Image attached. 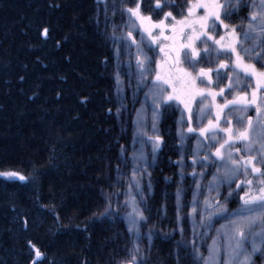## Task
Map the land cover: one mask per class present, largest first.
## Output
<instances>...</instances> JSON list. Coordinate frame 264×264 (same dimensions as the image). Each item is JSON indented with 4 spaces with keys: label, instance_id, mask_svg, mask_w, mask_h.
Masks as SVG:
<instances>
[{
    "label": "trees",
    "instance_id": "16d2710c",
    "mask_svg": "<svg viewBox=\"0 0 264 264\" xmlns=\"http://www.w3.org/2000/svg\"><path fill=\"white\" fill-rule=\"evenodd\" d=\"M96 11L97 0H0V172L27 178L0 177V264H113L116 230L94 215L117 160ZM173 167L155 171L158 192ZM170 248L155 240L151 256L172 264Z\"/></svg>",
    "mask_w": 264,
    "mask_h": 264
},
{
    "label": "snow or ice",
    "instance_id": "6c2138e0",
    "mask_svg": "<svg viewBox=\"0 0 264 264\" xmlns=\"http://www.w3.org/2000/svg\"><path fill=\"white\" fill-rule=\"evenodd\" d=\"M120 4L119 11L128 14L121 30L123 32L126 28L127 31L117 35L113 26L109 37L118 45L116 48L118 63L115 71L117 96L120 97L123 92L121 67L125 66L128 68L127 86L132 89L133 104L138 102V94L143 91L144 102L151 100L153 121L161 108L166 110L173 103L177 107H183L181 119L184 113L188 116L186 131L198 132L199 137L204 138V141H198L194 149V156L197 158L192 161L193 165H201V172L197 174L193 169L189 173L196 187L193 190L192 207L188 216L198 214L201 225L205 227H210L213 216H222L229 220L230 231L223 233L219 241L215 236L212 237L207 256L200 255L195 240L191 241L193 253L202 259L204 264H254L253 257L264 253V0H258V3L257 0H252L250 5H245L248 8L246 25L225 22L238 12L242 0H185L179 12V19L172 11L164 10L167 7H176L174 3L170 4L168 0H163V3L162 0H155V10H158V19L155 21L151 15L142 13L140 0H136L135 7H127L123 0H120ZM117 10L116 0H113V14ZM107 11L108 5L105 3L106 14ZM159 13L163 15L159 16ZM220 29H223V34ZM134 32L139 35V42L133 38ZM48 34L49 29L44 27L41 35L47 37ZM153 46L159 48V59L155 55H149L155 53ZM132 47L136 48L135 71L132 63L133 54L130 51ZM122 51L129 57L126 63L120 60ZM202 62L209 65L215 63V67H197ZM213 73L218 90L212 87ZM225 77L228 83L224 87H219ZM20 79L23 80V77ZM225 88L232 96L231 99L225 97ZM218 96L224 97L223 103L217 102ZM80 102L85 103L86 99ZM194 102L198 105L195 112ZM250 108L254 109L255 117L248 115L245 120L244 116ZM225 109H228L229 113L234 111L240 113L236 118L235 127ZM143 112V108L136 109L137 120L134 121L141 137L146 135L142 127ZM119 113L118 108L117 114ZM222 117L226 126H221ZM193 118L198 124H202L207 118V123L194 128ZM221 133L223 136L219 135ZM148 139L152 142L155 159L161 138L151 136ZM183 140L184 137L181 136V141ZM205 149L203 157H199L200 151ZM52 152H55L54 147ZM213 157L215 159H212ZM131 159L134 162L132 179L129 182V190L124 193L127 199L123 203L125 207L131 208L126 217L128 232L134 235L136 240L129 251V258L120 264H141L138 258L140 254L138 240L140 229L146 223L136 196L132 194L134 189L143 199L140 183L136 180L137 170H145L140 168V164H147L143 142ZM208 164L217 165L216 171L206 185L208 192L216 191L217 187L224 184L228 185L223 203L219 192L214 197L205 196L202 202L197 199L199 195H203L201 180L207 176L205 167ZM183 167L181 163V180L184 178ZM117 171L119 172V169ZM239 176L243 179H237ZM249 176L252 178L249 179ZM0 177L20 181L27 179L16 171L0 172ZM232 184H235L236 189L241 190L243 194L239 195L241 206L229 212L226 204L233 196ZM113 187L118 189L119 185ZM148 187L150 190L151 185ZM183 191L181 187H177V220L180 219ZM120 194L117 190L104 197L105 206L98 214L100 217L115 215L112 211V197L118 198ZM24 227H27V221L24 222ZM217 231L219 233V230ZM35 255L39 258L41 253L36 250Z\"/></svg>",
    "mask_w": 264,
    "mask_h": 264
},
{
    "label": "rangeland",
    "instance_id": "374dc122",
    "mask_svg": "<svg viewBox=\"0 0 264 264\" xmlns=\"http://www.w3.org/2000/svg\"><path fill=\"white\" fill-rule=\"evenodd\" d=\"M141 1V0H140ZM145 5L141 3V11L144 15H151L153 20L158 19L157 12L155 10V0H144ZM136 0H123V3L127 7H135ZM170 4L174 3L176 7H167L165 11H172L173 15L179 19V12L185 4V0H168ZM105 3L108 5L107 14L105 13ZM163 3V0H162ZM252 0H242V4L236 14L230 17L229 21L226 23H231L235 25H246L248 16V8L245 5H250ZM258 3V0H257ZM113 0H100L98 3L97 0V11L95 15V26L97 31L102 38V41L105 45L106 51L108 53V62H105V66L108 68L109 76L112 80L113 90H112V116L115 121V135L117 137V160L116 165L112 168L111 172L107 171L104 174V183L99 187L98 192L101 198L99 207L97 208L95 217L101 221L106 222L115 228V245L116 250L113 252L112 262L113 264H120L121 261L127 260L129 258V251L133 247V241L136 240V237L128 232V221L126 219L131 208L124 206L125 198L124 193L129 190V182L132 179V166L134 162L131 157L137 149L141 148L143 142V150L145 156L147 157V164H140V168L145 169L144 171L137 170L136 180L140 183L142 189V196L132 190V194L136 196L137 202L141 207L143 214L146 218V223L140 229V238L138 240V245L140 248L139 260L141 264H160L151 256V247L155 240H160L162 242H168L171 244L170 254L172 256V264H204L202 259H199L196 254L193 253V247L191 241L195 240L196 246L199 249L200 255L207 256L208 246L212 243V237H216L219 241L220 236L224 232H229V220L222 216H213L210 222V227H205L200 223V217L198 214L193 213L192 216H188L192 204V195L193 190L196 187L193 177L189 175L195 169L196 173L201 172V165H193L192 161L194 158V149L197 147L198 141H204L203 137H199L197 133H188L186 131L188 126V116L187 113L183 114V119H181V113L183 107H177L175 103L172 104L170 108L166 110L161 108L158 110V115L153 121L152 115V103L151 100L144 102V92L141 91L138 94V102L134 105L132 101V89L128 88V79L126 73L128 68L125 66L121 67V80L123 81L122 88L123 92L121 96H117L116 92V81H115V71L116 65L118 63L116 59V48L118 45L114 44L109 38L113 26L116 28V34L122 35L123 32H126L127 29L121 30V26L127 20L128 14L121 13L119 11L121 4L120 0H116L117 11L113 14L112 11ZM202 11V10H200ZM163 13H159V16H162ZM240 29L238 28V31ZM221 34H223V29H220ZM168 33L166 32V35ZM133 38L139 42V35L134 32ZM146 39V37H145ZM211 43V42H209ZM155 48V53H149V55H155L157 59L160 58L159 48ZM203 47V45H201ZM133 54V71H135V60L134 56L136 53V48L132 47L130 49ZM129 59L128 55L122 51L120 60L127 62ZM215 67V63L209 65L207 63H200L197 67ZM259 66V65H257ZM155 65L153 64V68ZM187 67V65H185ZM214 84L212 87L218 90V86L215 83V74L213 73ZM228 83L227 78L225 77L219 84V87H224ZM133 89L135 86V79L132 80ZM146 91V90H145ZM225 97L231 99L232 96L229 94L228 89L225 88ZM126 97V98H125ZM224 97H217L218 103H223ZM145 109L146 125L143 127V130L146 132V135L141 137L138 135L137 125L134 124V121L137 120L136 109H139L140 106H143ZM120 109L119 115L117 114V109ZM198 108V105L193 103V111L195 112ZM126 109V110H125ZM225 113L229 115V118L232 119L233 126H236V118L240 115L239 112H228V109H225ZM251 115L255 117L254 109H249L245 114L244 119H247V116ZM214 118V117H213ZM153 123H155V129L153 130ZM207 123V118L204 119L202 124H198L195 118H193L192 126L194 128L203 126ZM221 126H226L223 124V117ZM210 135V134H206ZM223 136V134H219ZM159 136L161 138V144L159 149L155 153V159H153L152 153V142L149 141L148 137ZM181 136L184 137V140L181 141ZM239 146V145H238ZM173 152L167 159H164L167 152ZM205 150H201L199 157H203ZM170 152V153H171ZM174 154V158H173ZM212 159H215L214 157ZM166 162L170 167L174 165L172 176L162 174L161 181L163 182L160 191L156 186V181L154 180L155 171L159 170L160 164ZM181 163L184 165L183 172L184 178L181 180ZM218 163V162H217ZM216 166L213 164H208L205 167L207 176L205 179L201 180V191L203 195L197 197L198 201L202 202L205 196L214 197L217 192L220 193V200L223 203V198L227 195L228 185L224 184L223 186L217 187L216 191L211 193L208 192L206 185L212 178V174L216 171ZM119 169V172L117 171ZM249 179L252 177L249 176ZM199 179V176H197ZM237 179H243L242 176L237 177ZM119 185V188H114L113 185ZM149 184L151 189L149 190ZM181 187L184 191L181 198L182 209L180 212V219L177 220V187ZM233 196L229 199L226 207L229 212L237 210L241 203L239 201V195H242L243 192L239 189H236V185L232 184ZM119 191L121 194L117 198L116 196L112 197V211L115 215L109 214L108 216L100 217L98 214L103 211L105 206L104 197L107 194L113 193L114 191ZM158 194V195H157ZM160 194V201L157 204L155 216H151L152 201L155 196L157 197ZM168 196H170L168 198ZM171 205V209H168ZM154 202V201H153ZM214 202V201H213ZM170 219L166 222L167 215ZM205 217L207 218V212H205ZM162 220H165L163 222ZM207 223V220H206ZM195 227V231H194ZM219 230V233L218 231ZM149 233L151 234V239H149ZM254 264H264V253L260 254L257 257H253Z\"/></svg>",
    "mask_w": 264,
    "mask_h": 264
},
{
    "label": "bare ground",
    "instance_id": "6f19581e",
    "mask_svg": "<svg viewBox=\"0 0 264 264\" xmlns=\"http://www.w3.org/2000/svg\"><path fill=\"white\" fill-rule=\"evenodd\" d=\"M141 108H145L144 107V104H143V106L141 105L140 106V108L139 109H141ZM143 116H144V119H146L145 117H146V115H145V109H144V112H143ZM143 119V122H142V127H144L145 125H146V121ZM169 157H171L170 155H168L167 153L165 154V157H164V159H167V158H169ZM125 198H127V196L125 195ZM225 233V232H224Z\"/></svg>",
    "mask_w": 264,
    "mask_h": 264
},
{
    "label": "flooded vegetation",
    "instance_id": "af4514ba",
    "mask_svg": "<svg viewBox=\"0 0 264 264\" xmlns=\"http://www.w3.org/2000/svg\"><path fill=\"white\" fill-rule=\"evenodd\" d=\"M140 2H141L143 5H145V1H144V0H141Z\"/></svg>",
    "mask_w": 264,
    "mask_h": 264
}]
</instances>
